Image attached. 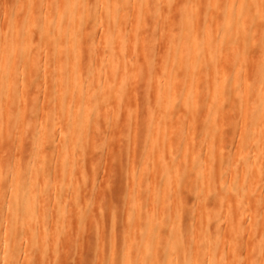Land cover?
Listing matches in <instances>:
<instances>
[{"label":"bare ground","instance_id":"1","mask_svg":"<svg viewBox=\"0 0 264 264\" xmlns=\"http://www.w3.org/2000/svg\"><path fill=\"white\" fill-rule=\"evenodd\" d=\"M172 4L173 0H159V5H166L170 8ZM23 5L25 6L24 15H26L27 26L21 35L19 34L21 30L20 17L23 12L21 10ZM165 9L167 8L165 7ZM207 9L208 12H211L210 24L207 23L203 12H207ZM155 12L157 14V7L153 6V0H18V5L14 11L15 17L12 22L13 33H11L9 37L12 38L10 40L11 47L8 48L5 44L0 50V142L7 137V134L10 132L13 133L11 130L7 134H5L7 130L3 131L2 127H4V125L2 122L5 120V117V121L16 128L15 124L19 125V122H21L19 120L22 119V116L24 120L28 112L31 114V112L33 113L34 111L35 113L32 114V117L34 115L35 118L41 113V111H37L38 113L36 115L35 110L37 109V105L34 96L35 93L38 92V87L36 88V81L33 80L35 77L32 79V76L34 73H42V70H44L43 72L46 74L44 82H46L48 87V89L44 87V91L46 90L44 93L46 97L45 103H52L51 94H57V100H55L56 103L50 107L48 112L43 116H38L39 119L42 116V120L39 124L32 123L31 127H28L29 124H27L28 128L24 129L26 126L23 128L24 130L21 133L20 140L24 141L26 137L34 134L38 139V143H35V147L37 148L40 146L41 139H43L42 141L45 140L47 144L49 132H52V129H55L54 133L56 131L55 124H57L58 128L60 125L66 127L59 133L60 137L57 134L59 139L55 138V140H59L58 144L61 145V150L58 154L55 153V155H53L51 152L38 151L32 163L26 166L14 167L15 169L13 168L14 170L11 175L7 172L13 167L11 166L12 163L10 164L11 160L9 161L8 158H2L3 163L0 162L3 164L0 166V184H5L10 181L8 184L11 186V192L8 193L5 205L0 207V215L4 217L3 232L5 234L11 229V220L14 219V238H11L14 241L8 239L5 244L2 243V245L4 244L5 246L4 263H6L7 260L9 261L10 258H13L16 249L19 248V245L16 243L17 238H21V240L31 244L30 248L27 250V253H29L27 255L29 264L37 263V261H39L40 264L52 263L49 256L50 249L48 244L50 243H48L49 238L47 237L51 230L61 227L63 222L66 221V214H68L67 211L70 207L67 206L68 203L62 206L63 197L65 195L67 199L70 197L71 201H69V203L72 204H70L72 208L73 206H77L80 202L78 190H80L81 185L85 182V167H82L81 164L83 161L81 160L83 157L82 152L84 151L82 149L84 142L92 137L90 133L92 129L89 130V128L92 123V118L97 111L95 109L96 107L93 105V101L96 100L97 103H101L102 106L105 105L104 107H106V105L108 107L111 106L112 111L117 107L114 105L113 109L112 105L115 102L113 104L111 103L119 98H117V93L119 92L118 88H125V86L128 85L127 83L131 82L133 79L132 75L135 74L137 70L135 67L137 64L135 60L138 57L136 59L134 58L138 53H142L141 48L144 43L142 40V30L145 27V22H147ZM176 12L177 15L175 14L176 16H174L173 25L179 27L181 32L178 34V38L176 37L177 39L169 41L171 42L170 51L168 50L170 64L164 66L160 64L162 66L160 70L161 73L159 72L160 76L157 75L159 76L157 77V83L160 84V87H157L159 93L157 108L155 107V112L152 114L153 118L156 120V126L148 131L147 142H149V144L145 152L146 162L154 167L152 176L154 183L159 182L160 184L158 186L153 185L148 187L149 183H143V179L148 176V172L144 168H142L138 174L131 176L129 187L132 194L130 193L131 196L126 212L127 221L130 223L129 230L136 232L142 225H149V222L153 225L155 222V208L158 206L159 227L157 230L160 232L161 238L168 237L171 241L169 244V252L165 254L163 258L164 264H180L182 262V264H237V260L239 261L240 259L238 256H241L243 252L242 245H247V238L243 239L246 243L241 244L242 241L240 239H242V237L240 235V238H238V232L236 233V230L232 228L235 224L234 222H229L228 216L230 215L228 214L229 212L234 213L232 212L234 209L233 207L240 201L243 203L248 201L245 198V195L247 196L245 191H248L252 186L247 189L246 185L248 183H250V185L251 183L253 184L255 180L254 175H251L250 172L255 169L257 175L259 173L261 175L264 173V158L261 157L264 150V0H252V4L251 0H180L174 13ZM132 13L135 14L134 18L131 16ZM209 21L208 19V22ZM92 22L95 24V28L93 25L87 27L88 24ZM100 32L104 35L102 38H105V41H103L104 45L102 46V52L104 51V54L99 55V53L95 51L98 54L95 53L94 55L86 56L88 54L85 55L87 51V49H85L87 48L86 42L91 41L92 45H94L93 42L98 43L96 39L101 37L102 34L98 36ZM110 33L112 36L109 35ZM128 33L132 34H130V37H132L131 39H126V34ZM156 34L158 35V32ZM7 35V31L5 30L4 36ZM128 43L130 44L128 48L130 51L126 49ZM33 44H38V48H41L43 51L42 54H35V51L37 53L38 49H34L35 51H33ZM99 45H101L100 42L98 46ZM256 45L261 47L258 56L250 53L251 49ZM100 47L101 46H99V48ZM99 50L101 49H98V51ZM91 52L89 54H92ZM129 53L130 57H128ZM65 54H67L66 58L64 57ZM255 57L256 61L253 63ZM115 62H118L117 65L114 64ZM121 63L123 64V69H118V64L121 65ZM157 64L156 66L159 65ZM49 65L50 68L47 69ZM105 71L107 75L103 76ZM93 72L103 73L100 75V77H102H99L98 83L96 82V87L94 86V89H92L93 86L91 87L89 85L90 73L93 74ZM258 73H261L260 79L255 76ZM251 78H253L254 81L250 82ZM129 79L131 80L129 81ZM257 79L260 83L257 82ZM31 80L35 81V85L33 84V89L36 88L35 93L34 90H32ZM152 82H154V85L155 80ZM69 89L71 91L67 92ZM132 91L131 93H133ZM20 95H23L22 100H20L22 103L18 100L21 98ZM120 95L122 98V94ZM121 98L119 99L123 100ZM128 100H130V96ZM116 103L118 104V102ZM55 104H57V106L59 104L58 111L55 110L57 109ZM111 110L110 112H112ZM117 110L115 109L113 111V113L116 111L114 113L115 115ZM204 112H206V117L200 120V115ZM113 113L111 115H113ZM182 113L190 114L186 117L187 129L190 130L187 139L190 140V142H188L189 145L193 147L203 145L204 148L203 158L200 159L193 153L190 159V167L187 166L185 168L186 173L194 171V176L195 174L202 175V177L198 178L195 185L192 186L193 189H190L192 195L193 193H198L194 201L196 202V207L190 211L192 219L189 227L191 230L190 232H192L193 241H182V232L175 228V223L178 219L180 220V218L177 219V210H172L174 208L173 204H180L181 210L185 209L179 197L182 182L178 176V168L182 159L180 158L181 155L176 152L186 141L183 140L184 130L180 125V115ZM38 118L37 120L39 122ZM113 119L115 120L116 117L114 116ZM96 120L98 122L97 118ZM219 120L222 127L220 131L221 140L226 139L227 134L234 135L231 141L226 140L230 141V143L227 148L228 153H226L225 156L229 157V155H232L234 156L233 158L236 159L233 169L236 177L238 174H241L240 176H242L245 182V185L243 184L244 182L242 183V186L244 185L242 191L238 189L239 185L236 178L231 179V181H222L223 175L221 172L215 173L216 178L217 175L220 177V186L218 188H208L206 192L203 191L204 186L211 185L214 160L219 154V150H217L219 145L217 147L216 144L217 141H212L213 143L212 145L210 144L211 146L206 143V137L209 135L208 127L210 124L213 126L212 128L218 126L217 123H219ZM27 121L29 122L28 119ZM58 122L60 125H58ZM24 123L26 124V122ZM232 128L234 133H230L231 131H229ZM19 129L22 128L20 127ZM87 130L90 134L87 133ZM76 133L80 135L77 139L74 137ZM14 134H16V132H14ZM19 134L20 132L18 135ZM5 135L6 137H4ZM18 135L17 137H19ZM166 135L175 137H171L173 138V142L171 141L169 144L167 141L169 137L166 138ZM9 136L10 139L8 137V140L6 139L8 143L9 141L12 143L11 139L14 140L16 138V141L19 140L17 137L14 138L12 136L13 138H11L10 134ZM170 140L169 138V141ZM188 143H186V145ZM214 144H216L217 148L214 147ZM167 145L169 146L167 147ZM90 146L91 145H89V148ZM60 148L57 147L56 150L58 151ZM225 156H221V170L229 166L227 157L225 158ZM164 160L168 162L165 164ZM53 165L56 170L52 167ZM50 166L52 167L51 171ZM26 167L27 170H29V174L27 175L24 173ZM230 168L232 169V166H230ZM53 171L54 175L52 173L53 180L51 182V187L55 190L53 194L56 199L54 203L56 202L58 205L57 208L54 207L55 205L53 202V207L51 205L49 206L48 193L46 191L47 185L45 182V179L51 175L50 173ZM62 172L64 174L69 173L70 180H67L66 174L64 175ZM75 172L78 174H75ZM59 173L65 176L66 179L61 177L63 178L62 180H66V182L62 183L60 180L61 177L58 179ZM77 175L79 176L77 177ZM232 175L231 177H233ZM9 176H11V178H9ZM73 176L74 178L76 176L75 179H78L76 180L78 181L77 185L71 183ZM263 176L264 174L261 176L263 180L260 179V176H258L259 178H256V180L259 179L264 181ZM134 177L139 178L138 183H136ZM74 180L72 182H74ZM66 183L68 186L66 185L65 187L64 185ZM72 184L73 186H71ZM259 186L261 188L264 187H262V184ZM255 187L257 188L258 186L255 184ZM251 190L254 191L252 188ZM3 191L0 192L2 200L5 199L6 196V192ZM252 191H249L251 192L250 194H252ZM3 193L5 194L3 195ZM67 195L69 197H67ZM251 199L250 197L249 203H253L254 199L256 201V197L252 199V202ZM64 201H66L65 198ZM258 201H256V203H258ZM214 204L216 206L219 204L222 208L220 213L223 217V222L221 220V223L218 224L215 222L217 214L213 212V208H215L213 207L215 206ZM142 205L148 206L147 211H145ZM240 205H238V207ZM246 205H248V207ZM251 205L245 203L246 208H249ZM258 205H260L259 208H264V204L263 206L262 203L257 204V206ZM60 207H62V209ZM241 207L242 208L238 209L235 208L240 212V209L243 210L245 208H243V204ZM253 207L251 208L253 209ZM75 208L78 209L77 207ZM231 208L232 210L230 211ZM166 209L170 212L171 217H173L171 223L167 221L168 216L167 213H165ZM257 209L256 207L254 210ZM195 210L199 212L204 210L203 217L197 218V215L194 216ZM254 210H252L253 213H255ZM90 211V206L86 203L80 212V218L86 220ZM46 213L51 215V220L48 222L45 219ZM143 213L150 214L153 217H151L149 221V219L141 217L144 215ZM240 214H242V212H240ZM119 215H121L120 209L114 208L112 216L115 221L119 220ZM200 218L204 219L201 221ZM240 222L241 220L239 223ZM203 223H206L208 226L210 224L215 226L208 227L203 235L201 229ZM231 223L234 225L231 226ZM219 224L221 226H219ZM217 226H219V229L221 228L222 231H225L223 237L224 245L230 246L231 244L234 245V243H238L237 246L234 245L236 249L232 250V248V251L229 252L231 255H227V258L229 256L231 257H229L231 259L230 261H224V259L215 254L217 252V247L214 245L215 233L219 231ZM251 226L255 225L251 224ZM65 228H67V226ZM251 228L252 230L254 229L253 227ZM154 231L155 229H150L148 233H153ZM68 232L63 234L66 235ZM115 232L116 229L114 228L109 237H104L103 243H107L111 251L108 255L107 253H101V257L99 256L96 264H105L109 259L108 257H115L120 243L115 236ZM256 232L257 230L255 234ZM239 233H241V231H239ZM262 233L264 234V231H262ZM245 234L243 233V236ZM252 234H254V231ZM64 235L61 234L60 239H63ZM159 237L154 239H139L137 244L140 250V258L137 260V264H150L154 261V256L149 257V254L151 251L158 253L162 250L159 244ZM261 238L264 240L263 235ZM60 239L57 238V242H55L54 245L58 243ZM200 239L205 240L204 246H201ZM122 243L127 247L125 264H131L132 245L130 236L128 235L123 239ZM261 243L264 249V241ZM237 247H239V250L242 247L241 252H239L241 254L238 253ZM189 250L190 252H188ZM260 250H262V248ZM187 252L189 256L183 255ZM259 252L260 251H258L257 254ZM35 255H38L39 259H36ZM182 256H186L185 259H183ZM260 256H262V254ZM260 258L261 257L258 259ZM255 259L257 260L256 257ZM256 260L253 261V259H251L250 264H259L260 262L257 263ZM246 263L244 262L243 264Z\"/></svg>","mask_w":264,"mask_h":264},{"label":"rangeland","instance_id":"2","mask_svg":"<svg viewBox=\"0 0 264 264\" xmlns=\"http://www.w3.org/2000/svg\"><path fill=\"white\" fill-rule=\"evenodd\" d=\"M179 2H180V0H173L172 5H174V6L171 5V7L169 8V6L167 7L166 5H159V0H153V6L157 7V14L155 12L148 19V21L146 20L147 22H145V27H144L146 31L142 27L143 28L142 40L145 44L144 43L142 44V48H141L142 53H140V54L138 53L139 56L136 55L134 58V59H136L138 57L135 60L137 63L135 65V67L137 70L135 71V74L132 75L133 76L132 81L129 82L131 79H129V81H128L131 86L129 85V83H127L128 85H126V86L124 85L126 89L124 87H119L118 88L119 92L117 93V98L118 97L121 98L120 94H122L121 99H123V100H120L118 98L111 103V104H113L115 102L112 105V108L114 107V105H115V107L117 106L115 108L116 110L118 109L116 115L114 114L116 111L113 113V111L115 109L113 108L114 110L112 111L111 106L108 107L106 105V107H108L112 112H110V110L108 108L104 107L105 106L104 104H103L104 106H102L101 103H97L96 100L93 101V105H94V107H96L95 109L98 112L97 111H96L97 113L95 112V114L92 118V121H91L92 123L90 124V128H89V130L92 129V130H90L92 137H91V139L86 140V142H84V144H83L82 150H84V151L82 152L83 157L81 160H83V161L81 162V164H82V167H85L84 168L85 182L82 184L83 186L81 185L80 190H78L80 202L78 203L77 206H73V208H72L70 206L71 203H69V201H71L70 197L68 195H67V197H69V199H67L65 197L66 195L63 197L62 206H64V204L68 203L67 206L70 207V209L67 211L68 214H66V216H67L66 221L63 222L62 226L59 228H56L55 230H51L50 234L47 237V238H49L48 243H50L48 245H49V249H50L49 250V256H50V259L52 260L51 264H55V263L56 264H96L99 256L101 257V253H103V254L107 253V255L110 253L111 250L109 248V245L107 243H103V239H104V237L105 238L109 237V235L112 234V230L114 228L116 229L115 236L120 243H119V247L116 251L115 257L114 258L108 257L109 259L107 260V263H105V264H110V263L125 264V255L127 253L126 252L127 247L124 245V243H122V241L128 235L130 236V241H131V245H132V247H131V264H137V260L140 258V250H139L138 244H137L139 239H141V238L154 239V238L160 236V232L157 230V228L159 227V225H158L159 207L158 206L155 208L156 212L154 213V215H155L154 224L151 225L150 222H149V225L144 224L140 227V229L138 228L136 232L129 230V224L130 223L127 221V217H126L127 213L126 212H127L128 205H129L128 202H129L130 196L132 194L130 192L131 189L129 187V182L131 181L132 175L138 174L139 171L142 168H144L147 170L148 176L143 179V183L144 182L149 183L148 187H151L153 185L158 186L160 184L159 182L154 183V179L152 177L153 172H154V167L150 163L146 162L145 152H146L147 146L149 144V142H147L148 141V139H147L148 131L152 130L154 128V126H156V120H155V118H153L152 114L155 112L154 110L157 108V100H158V95H159L158 88L160 87V84L157 83V77L160 76L159 74L161 73V71H160L161 67L166 65V64H168V65L170 64V61H169L170 58H169L168 50L170 51L171 42H169V41H173L174 39H177L178 34L181 32L179 27H176L175 25H173L174 16L177 15V12L176 13H174V12H175V9L178 6ZM251 4H252V0H251ZM17 5H18V0H0V50L3 48V46L5 44H6L5 45L6 47H8V48L11 47L10 40L12 38H9V37H10V34L13 33L12 22H13V18L15 17L14 11L16 10ZM165 7L167 9H165ZM174 7H175V9H174ZM169 9H170V11H169ZM21 10L23 12L21 13V17H20L21 30H20L19 34L22 35L25 27L27 26L26 15H24L25 14L24 13V11H25L24 5L21 8ZM203 12H204V16L206 18L207 23L210 24L211 12L210 11L208 12V9H207L208 13L206 11H203ZM169 13H170V16H169ZM134 15H135L134 13L131 14V16L133 18L135 17ZM168 16H169L170 20L168 19ZM208 19L210 20L209 22H208ZM6 24H8V25H6ZM92 25L94 27L95 24L92 22L91 24H88L87 27L92 26ZM5 30L7 31V34H8L7 36H4ZM169 30H170V32H169ZM157 32H158V35L156 34ZM111 33L109 34L110 36H112ZM163 33H164V35H163ZM101 34L102 33L100 32L98 36H100ZM130 34L129 33L126 34V39L132 38V37H130L132 34L131 35ZM102 36L104 37V35L102 34L100 38L98 37L99 39L98 38L96 39V41L98 40V43L95 42L97 44H95L93 42L94 45H92L91 41L86 42L87 48H85V49H87V51H86L85 55L88 53L86 56L94 55L96 52H98L99 55L104 54L103 53L104 51L102 52V50H103L102 46L104 45L103 41H105V38H102ZM172 36H173V38H172ZM102 39H104V40H102ZM99 42L101 44V45H99V46H101L100 48L98 46ZM88 43H90V44H88ZM90 45L96 49L92 48ZM129 45L130 44L128 43L126 46L127 51H130V49L128 50ZM143 45H145V46H143ZM166 46H167V48H166ZM38 47H39L38 44H33V51L38 49L37 50L38 52L36 53V51H35V54H42V52H43L42 49L38 48ZM98 49H101V50H99L100 52L98 51ZM260 50H261V47L259 45H256L255 47H253V49H251L250 53H252L255 56L256 55L258 56V52ZM90 52L92 54H89ZM143 52H144V54H143ZM98 53H96V54H98ZM66 56H67V54L64 55L65 58H66ZM150 56H152V57H150ZM229 56H230V53H229ZM128 57H130V53H129ZM140 59H143V60H140ZM255 59H256V57L254 58L253 63L256 61ZM157 61H159V62H157ZM167 61H169V62H167ZM118 62H119V60H118ZM117 63L115 62L114 64L117 65ZM156 64L158 66H156ZM118 65H119V67L117 66L118 69H123L122 63H121V65L120 64H118ZM153 65H154V67H153ZM49 68H50V65L48 66L47 69H49ZM43 71L44 70H42V73H40V74L39 73L33 74L32 79H33V77H35L33 80L36 81V85L34 84L35 81L31 80V86H32V90H34V93L36 92L35 89L38 87L37 88L38 92H36L35 96H34L35 103L37 105V109L35 110L36 115L39 111H41L42 114L39 113V115H42V116L50 110V107H52L53 104L56 103L55 100H57V94H55V95L51 94L52 103L51 104L45 103L46 97H45L44 93L46 90L44 91V87L46 88L47 85H46V82H44L45 81L44 79H46V78H44V77H46V74H44ZM35 74H36V76H35ZM102 74H103L102 72H93V74L90 73L89 85L91 87L93 86L92 89H94L96 82L98 83V79H99L100 75H102ZM106 75H107V72L105 71L103 76H106ZM157 75H159V76H157ZM255 76L258 79H260L261 73H258ZM258 79H257V82L260 83V81ZM154 80H155V84L153 85L154 82H152V81H154ZM158 80H159V78H158ZM252 81H254L253 78H251L250 82H252ZM43 82L45 83V86H44ZM33 84L36 86V88H34V89H33ZM132 88H134V89H132ZM47 89H48V87H47ZM194 89H195V87H194ZM32 90H31V92L33 93ZM70 91L71 90L69 89L67 92H70ZM131 91L133 93H131ZM127 93H128V95H127ZM22 96L20 95L21 98L18 99L19 102H20V100H22V98H23ZM129 96H130V100H128ZM75 100H77V99H75ZM116 102H118V104ZM20 103H22V101ZM98 104H99V106H98ZM55 106L57 107V109H55V110L58 111L59 110V104H58V106H57V104H55ZM205 110H206V108H205ZM34 113H35L34 111H33V113L31 112V114L28 112V114L25 115L26 120L25 119L23 120L24 117L22 116V119L19 120V121H21V122H19V125L15 124L16 128L9 125L5 121L6 120V117H5V120H3V122H2L4 127H2V125H1V127H2L3 131L7 130L5 132V134L9 133L10 130L13 131V133L12 132L9 133L11 135V138L17 137L18 133L20 132V134L18 135L19 137H17V139L20 140L21 133L23 132L24 129H27L29 126L31 127L32 123L33 124H39L40 121L42 120V116L40 117V119L38 118L39 115L38 116L35 115L39 119V122H38L37 118L34 117V115L32 117V114H34ZM55 113H57V112H55ZM112 113L116 117L115 120L113 119L114 116L111 115ZM108 114L111 115L110 117H112V116L113 117L112 118L108 117L109 116ZM188 115H190V114L182 113L180 115L181 116V124L179 123L184 130L183 140H186L187 142L185 141L184 142L185 145L183 143V145H181V147L178 150H176V152L181 155L180 158L182 159L181 164L178 168L179 169V175L178 176L182 182V187H181V192L179 193V197H180L182 204L185 206V209L181 210V207L179 206L180 204H176V205L173 204L174 208L173 209L171 208L173 211L177 210V213H176L178 215L177 219L180 218V220L178 219V221L175 223V225H176L175 228L179 229L182 232V236H181L182 241L183 240L184 241H187V240L193 241L192 232H190L191 230L189 227L191 219H192L191 218L192 216H190V211L196 207V202H194V201H195V196L198 195V193L197 194L193 193V195H192L190 189H193L192 186L195 185L198 178L202 177V175H197V174H195V176H194V173H193L194 171H189L188 173H186L185 168L187 166L190 167V164H191L190 159H191L193 153L195 155H197V157L202 159L203 158V151H204L203 145L198 146V147H193V146L189 145V143H188V142H190V140H187L188 136L190 134V130L187 129L188 126L186 124V122H187L186 117ZM27 116L30 118H28ZM204 117H206V112H204L200 115V120L203 119ZM96 118L98 119V122H97ZM109 118H110V120H109ZM27 119L29 120L30 123L27 121ZM93 119H94V121H93ZM24 122H26V124ZM59 122H61V121H59ZM27 124H29L28 127H27ZM217 124H218V126H215L214 128H212L213 126L211 124L208 127L209 135L206 137V140H207L206 143L209 146H211L213 143L212 141H214V142L217 141L216 142L217 147L219 145L220 148L218 147V149H217V150H219V152L217 151L219 154L216 156V158L214 160V164H213L214 171H213V174L211 175V185L209 184V186L208 185L204 186L205 189L203 188V191L206 192L208 190V188H214V187L218 188L220 186L221 181L219 179L220 178L219 175H217V178L215 177V173L217 174L220 172L223 175L222 181H231V179L236 178V181L238 182V185H239L238 189L240 191H242L243 186L245 185V182L243 181L242 176H240L241 174H238L236 177L234 169H233L235 166L234 164L236 162V159L233 158L234 156H232V155H229V157L225 156L226 153H228L227 148H228L229 143H230V141L234 135L233 134H227V137L229 139L226 137V139L221 140L220 131H221L222 127H221L220 120H219V123H217ZM6 125H7V128H6ZM55 125H56L55 126L56 131L54 133L55 129L54 130L52 129L53 133L49 132V134L47 136L48 137L47 144H46L45 140H44L45 141L44 142V141H42L43 139H41L40 140V146L38 145L39 147H37V148L35 147V143L38 141V139H37V136L34 134L29 136V137H26L24 139V141L20 140V142H19V140L16 141V138L14 140L11 139L12 143L10 141H9V143L7 142V140H8L7 137L10 139L9 134H7V137H6V135L4 136L6 138H4L2 142H0V149H1L0 150V155H1L0 162L3 163L2 158H8L9 161L11 160L10 164L12 163L11 166H13V167L7 171L9 175L12 174L13 170L15 169L14 167L17 168L18 166H23V165L26 166V165L32 163L33 158L38 151L39 152L47 151V153L51 152V153H53V155H55V153L58 154V152H60V150H61L60 146L61 145L58 144L59 143L58 139L60 137L59 133H61V130H63L66 126L62 127L63 125L61 126L59 123L58 125H60V126L58 128L57 124H55ZM91 126H92V128H91ZM10 127H11V129H10ZM20 127L22 129H19ZM12 128H14V129H12ZM59 129H60V131H59ZM229 131H231L230 133H234L233 128ZM14 132H16V134H14ZM56 132H58V133H56ZM215 132H216V134H215ZM87 133H89L88 130H87ZM54 134H55V136H54ZM57 134L59 137L57 136ZM165 134H169V133H165ZM79 136H80L79 133H76V135L74 137L77 139ZM168 137L171 139L170 141H169ZM171 137H173V136L168 135L166 137V138H168L167 139L168 143L169 142L171 143L172 139L175 138V137H173V138H171ZM55 138H58V139L55 140ZM226 140H230V141H226ZM13 141H15V142H13ZM42 142H44V143H42ZM221 142H222V144H221ZM186 143H188V144L186 145ZM216 144H214L215 145L214 147H216ZM89 145H91L90 146L91 149L89 148ZM168 146L169 145H167V147ZM57 147L60 148L58 151L56 150ZM92 148H94V149H92ZM186 149H188V150H186ZM2 150H3V153H2ZM5 156H8V157H5ZM221 156H225V158L227 157V161L229 163V166L226 167L227 169L225 168L224 170L223 169L221 170V161H220ZM261 157L264 158V150H263ZM232 158H233V160H232ZM230 160H232V161H230ZM83 162H84V166H83ZM167 162H168L167 160H164L165 164ZM2 163H0V166L3 165ZM218 165H219V167H218ZM230 166H232L233 170L230 168ZM52 167L54 168V165ZM52 167L50 166V171L52 170ZM54 170H56V169L54 168ZM255 172H256L255 169L250 172V174L254 175V177H255L254 183L253 184L251 183V185H250V183H248V184L246 183L247 184L246 188L249 189L252 186L251 188L255 192L252 191L251 188L248 191H245L246 192L245 194H247V196L249 193V196H248L249 198L245 195V198L248 201L245 202L246 199L244 200L245 203H247L249 205L252 204V205L249 206V208H246V206L248 207V205L245 206V203L240 201L238 204H236L233 207L234 211L232 210V208L230 209V211L232 210V212H234L235 214L231 213V212H229V214H228V215H230V216H228L229 222H232V223L234 222L235 226L237 225L236 227L234 226L232 228L234 230H236V233L238 232V235H237L238 238H240V235H241V237H242V239H240L242 241L241 244H245L246 242L243 239L247 238L246 239L247 245L246 246L242 245L243 248L241 247L242 251H243L242 254L239 253V252H241V248L239 250V247H237L238 253L241 254V256H238V258H240V259H239V261L237 260V264L238 263L243 264L244 262L246 263V261H247L246 264H250L251 259H253V261L256 260L255 257L257 258V260H256L257 263H259V262L264 263L263 262L264 261V258H263V253H264L263 250L264 249L262 247L263 244L261 243L264 241L263 238H261L262 235L264 236V234L262 233V231H264V222H263V220H264V208H262V207L259 208L260 205L257 206V204H260V203H262V206L264 204V194H263L264 193V189H263L264 188L263 187L264 181H261V180H263V178L261 176L264 173L261 172L262 175L260 173L257 175V173H255ZM24 173H25V175L29 174V170H27V167H26V170L24 169ZM52 173L54 175V171H53L50 173L51 175H49L45 179V182L47 185L46 191L48 193L47 195H48L49 206L51 205L53 207V205H52V202H53V204L55 205L54 207L57 208V206H58L57 203L56 202L54 203V201H56L54 194H53L55 192V190H54V188L51 187L52 186L51 182L53 180ZM62 173H59L58 179H60L59 177H61V176L65 178V176H63L64 173L63 174ZM232 173H233V175H232ZM65 174L68 178L67 180H70L69 173H65ZM75 174H78V173L75 172ZM192 174H193V176H192ZM255 174H256V176H255ZM231 175L233 177H231ZM78 176L79 175H77V177ZM191 176H192V178H191ZM258 176H260L261 180H259V179L256 180V178H259ZM62 177L60 179L62 181V183L66 182V180H62L63 179ZM9 178H11V176H9ZM75 178H76V176H75ZM75 178L73 176V180ZM217 179L219 180V182ZM73 180H71V183H74L75 185H77L78 181H76V180H78V179H75L74 182H72ZM134 180L136 181V183L139 182L138 177H134ZM8 182L10 183V181H8ZM8 182L5 184H3V183L0 184L1 185L0 189L2 188L0 190V192L3 190L6 192L5 199L2 200V197L0 196L1 197L0 198V207H3L5 205V203L7 201L8 193L11 192L10 191L11 186L8 184ZM67 183H68V181H67ZM67 183L64 185L65 187H66ZM242 183L244 184L243 186H242ZM255 184H256V186H258L257 187L258 189L255 187ZM260 184H262L263 188H261L259 186ZM71 186H73V184ZM249 191H252V194H250L251 192H249ZM4 194L5 193H3V195ZM260 194H261V196H260ZM250 195H252V196H250ZM250 197L252 199H254L256 197V201L259 200L258 203H256L255 199L253 200V203H249ZM64 198L67 202L64 201ZM127 198H128V200H127ZM242 198H241V200H242ZM252 199H251V202H252ZM260 199L261 200L263 199L262 200L263 202ZM86 203H87V205L90 206L91 211L88 214V218L86 220H82L80 218V212ZM241 203L243 204V208L244 207L246 208V209L244 208L245 210L240 209V212H242V214H240V212H238V210H237L238 208H242ZM238 205H240V206L238 207ZM142 206H144L145 211H147L148 206H145V205H142ZM75 207H77L78 209H76ZM179 207H180V210H179ZM213 207H215V208H213V212H215V214H217L215 217V222H217V224L221 223V220L223 222V217L220 213V211L222 209L221 206L219 204H217V206L215 205ZM251 207H253V209ZM256 207L258 209L254 210V209H256ZM60 208L62 209V207H60ZM114 208L120 209L121 215H119L120 218L117 221H115L113 216H112V211ZM250 208H251V211H250ZM252 210H254L255 213H253ZM195 211L196 212L194 213V216L197 215L196 216L197 218L203 217V213L205 212L204 210H202L201 212H199L197 210H195ZM165 213H167V216H168L167 221L169 223H171V219L173 217H171L170 212L167 209L165 210ZM236 213H238V214H236ZM250 213H251V215H250ZM143 214L144 215H142L141 217L145 218V219L147 218V219H149V221H150L151 217H153L150 214H146V213H143ZM252 216H253V218H252ZM50 217H51V215L49 213H46L45 219L47 222L51 220ZM238 218H239V221L241 220L240 223L238 221ZM200 219L202 221L204 218H200ZM232 223H231V226L234 225ZM249 223H251L252 225H255V226H251V224H249ZM249 225H250V228L253 227L254 229L253 230H252V228L250 229ZM3 226H4V217L0 215V240H1L0 246L2 245V243L5 244V242L8 239L14 241L13 239H11L14 236V219L11 220V229L9 230L8 233L5 234L3 232ZM66 226H67V228H65ZM212 226L214 227L215 225L210 224L208 226L206 223H203V225L201 227V229L203 231V235L206 232V229L208 227H212ZM219 226H221V225L219 224ZM219 226H217L218 229H219ZM237 227L238 228L240 227V228L238 229ZM67 229L69 232L67 231ZM150 229H155V231L153 233H148ZM256 230H257V232L255 234ZM64 231L68 232V233L66 235H64L65 234ZM143 231H144V233H143ZM239 231H241V233H239ZM253 231H254V234H252ZM243 233L244 234L246 233V234L243 236ZM61 234L64 235L63 239L62 238L60 239ZM224 235H225V231H222L221 228L219 229L218 232L215 233L214 245L217 247V252L215 254H216V256H219L222 259H224V261L225 260L230 261L231 257L229 256L230 258L228 257L229 258L228 259L227 255H231V253H229V252L236 249L235 246H237L238 243L237 244L234 243L235 246L231 244L232 245V246L230 245L231 247L228 245H224V243H223ZM57 238L60 240L58 243H56L54 245V243L57 242ZM261 239H262V241H261ZM54 240H56V241H54ZM204 241H205L204 239H202V240L200 239L201 246H204V244H205ZM238 242H239V240H238ZM16 243L19 245V248L16 249L14 257L10 258L9 261L7 260L6 263L7 264H29L28 258H27V255L29 253H27V250L30 248L31 244L29 242H25V241L21 240V238H17ZM170 243H171V241L168 237H165V238L164 237L161 238V236L159 237V244H160L162 250H160L158 253H155L153 251L150 252L149 257L154 256V261H152L150 264H164L163 258H164V255L169 252V249H170L169 244ZM4 244L0 247V264H6V263H4L5 262V260H4L5 246H4ZM241 244H239V245H241ZM260 247L262 248V250H260L261 249ZM247 248H249V249H247ZM258 251H260L258 253L259 255L257 254ZM188 252H190V250ZM188 252L183 254V255L189 256ZM30 253H31V251H30ZM261 254H262V256H260ZM186 256H182L183 259H185ZM35 257H36V259H39L38 255H35ZM259 257H261L260 258L261 261H260V259H258ZM36 259H35V261H36ZM186 261H188V260H186ZM248 261H249V263H248ZM38 263H39V261H37V263H34V264H38ZM182 263H180V264H182ZM146 264H148V263H146Z\"/></svg>","mask_w":264,"mask_h":264}]
</instances>
